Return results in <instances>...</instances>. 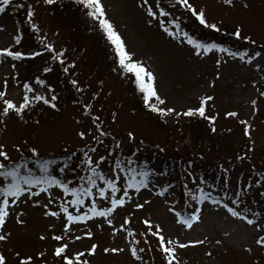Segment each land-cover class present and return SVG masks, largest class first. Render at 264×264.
Returning a JSON list of instances; mask_svg holds the SVG:
<instances>
[{"label": "rangeland", "instance_id": "1", "mask_svg": "<svg viewBox=\"0 0 264 264\" xmlns=\"http://www.w3.org/2000/svg\"><path fill=\"white\" fill-rule=\"evenodd\" d=\"M188 2L219 31L201 25L178 0H101L106 18L132 59L153 73L155 90L164 101L157 107L175 110L165 115L145 105L134 74L119 67L115 49L98 21L77 0H54L51 5L44 0H11L0 13V49L25 54L19 60L2 58L0 90L17 106L25 94L31 100L22 113L4 115L0 99V145L9 157L0 161L9 166L23 164L22 175L30 168L37 176L44 175L37 160L49 161L51 175L77 188L87 186L91 174L85 153L122 191L128 172L117 169V161L122 168L148 173V186L139 192L128 189L125 205L108 217L111 225L104 217L69 224L60 210L66 204L73 215L83 214L92 199L98 209L110 207V196L84 198L85 204L77 208L68 203L73 197L55 185L48 192L32 188L10 205L0 228V235L6 236L0 241V254L7 264H19L29 256L30 264H64L55 255L61 244H67L65 254L70 257L84 253L81 260L87 264H166L158 238L145 220L152 231L159 226L166 240L187 245H172L179 264H264V247L255 242L264 236V96H260L264 91V0ZM149 9L155 15H149ZM237 29L240 37L233 35ZM189 39L228 51L204 52ZM48 45L62 56L53 59ZM25 84L31 91L26 92ZM36 95L51 103L32 99ZM204 97H212L205 102L204 117L183 115L200 107ZM231 112L237 115H227ZM241 121L250 125V135H245ZM80 132L85 133L83 138ZM153 155L171 164L148 165ZM201 173L218 174L219 181L210 183L213 178L204 180ZM6 182L10 179L0 177V187ZM102 186L97 179L96 187ZM201 192L206 199H201ZM225 205L255 223L233 217ZM197 209L199 219L191 228L180 223ZM52 211L58 215L45 214ZM89 231L91 237L86 235ZM55 235L62 240L53 239ZM93 244L97 247L90 253ZM133 246L144 249L138 252L142 260L131 256ZM105 248L123 251L106 253Z\"/></svg>", "mask_w": 264, "mask_h": 264}, {"label": "snow or ice", "instance_id": "2", "mask_svg": "<svg viewBox=\"0 0 264 264\" xmlns=\"http://www.w3.org/2000/svg\"><path fill=\"white\" fill-rule=\"evenodd\" d=\"M78 3L82 4L85 8L88 9L87 15L92 17L94 20H97L99 23L100 29L105 33L108 41L111 43V45L115 49V54L118 58L119 67L127 73H132L135 76V82L137 85V88L139 91L143 94V101L147 107L151 109L152 112H157L160 115H165L166 113H172L175 110L172 108H161L157 107V104H163L164 101L161 99V97L157 94L155 87H154V75L151 71L147 70L140 62L134 61L132 59V54L126 50V46L124 44L123 39L119 35V33L115 30L113 24L106 18V14L103 8V5L101 4V0H77ZM232 0H224L225 4H231ZM11 3V0H0V13H3L6 9V6H9ZM45 4L51 5L54 3V0H44ZM178 3L183 5L185 8L191 11L192 15L199 21L201 25H204L205 27L216 29L219 31L218 27L214 23H208L205 19V13L203 11L197 12L196 9L193 8V6L188 2V0H178ZM33 13L31 11L28 12V16L31 17ZM149 15H155V13L152 12L151 9H149ZM161 15H166V13L161 10ZM33 27L35 28V24H33ZM179 28V25L176 26ZM165 31H169L167 28H165ZM185 37H187V33H184ZM233 35L240 37V31L237 29L236 32L233 33ZM188 42L194 46L196 49H202L204 52H209L213 49H216L220 52L228 51L227 49H224L222 47H219L216 44H202L198 43L192 39H189ZM16 43H19V37L16 38ZM47 48L49 51L53 52V59H58L60 56H62L61 53H55L54 49L51 45H48ZM229 55L236 56L239 55L238 53L229 52ZM25 54L20 51H14L10 50L9 48L5 47L3 49H0V62H3L2 58L5 57H11L14 60L21 59ZM29 55L35 56L38 55V53H30ZM240 59H245L243 55L240 56ZM61 64H63V60L60 61ZM248 62H251V57L248 58ZM219 63V61H217ZM15 67V65H13ZM66 72L68 71L67 68L64 69ZM45 71H48V69H45ZM6 81L4 82V87L6 88ZM71 83L75 86L77 84V81L73 80ZM24 88L27 91H31L29 86L27 84L24 85ZM79 91V89H78ZM6 92L4 90H0V99L3 101V114L7 115L10 111H14L17 114H20L23 112L25 108H27L31 100L27 94L23 97V102L17 106L11 99H5ZM260 96H264V91L260 92ZM34 100H43L45 104H50L51 102L48 99H45L42 96L36 95L32 97ZM52 100H55L56 97L53 96L51 98ZM155 100L156 103H151L150 101ZM212 97H204L201 100L200 107L196 109H188L187 112L183 113V115L186 116H192L198 114L201 117H204L205 115V102L207 100H211ZM253 108H255L256 100L253 99L251 101ZM51 107L55 108V104H51ZM176 115H180V113H176ZM229 116H236L237 114L235 112L227 113ZM209 120H214L215 117H207ZM98 119V117H97ZM241 123L245 124V135H250L249 128L250 125H248L247 121H241ZM213 131L215 129L213 128ZM101 135H105V133L101 132ZM79 135L83 138L85 136L84 132H80ZM131 135V134H129ZM3 145H0V157H2L4 160H8V154L2 150ZM32 153L36 154V149H31ZM104 157H100V160H103ZM88 166V171L91 173L86 178L87 186H84L81 184L79 188L77 187H70L67 183L62 182L61 180L57 179L55 176L51 175L49 173V161H39L37 160V166L41 173L44 175H34L32 170L29 168L27 169L26 174H21L22 169L26 166L23 164H12L11 166L6 165L2 161H0V177H3L6 182L4 183L3 187H0V228H3V226L6 223V218L9 216V210L10 205H15L18 200L27 192H30L32 188H39L42 192H48L49 188L53 185L59 187L62 189L64 194H70L73 199H71L68 203H70L73 206H76L79 208V206H82L85 204L84 198H92L95 195H98L102 199H108L109 196L110 199V207H104L102 209H98L97 203L95 199H92L91 206L88 208V211L81 214L79 211L75 215H73L68 210V206L66 204L60 205V210L64 213L67 222L69 224L76 223V222H83L87 221L88 219L92 217H104L109 225L112 224V220L108 217L111 213L114 212V210L118 206H124L126 203V199L129 197L128 189H133L136 192H139L141 187H147V176L148 173L146 171H140L136 172L134 169H124L121 167V162L117 161V169L121 171H127L128 172V178L124 181V188L123 191L120 187H118L117 183L114 181V179L107 178L98 167H94V161L91 157L85 153V161ZM129 164L134 163L133 161L129 160ZM139 177V179H137ZM81 180H85V177H81ZM97 179L100 181H103L102 187H96L97 185ZM122 191V195L117 196V193H120ZM201 199H206L207 197L204 195L203 192H201ZM38 203V201H37ZM49 203H51V200H49ZM213 203H218V201H213ZM45 208L48 207V205H44ZM137 208L142 207V205L137 204ZM226 208H228V212L233 216L237 217L243 220H246L249 225H253L255 222L252 219H248L247 216H244L241 212L234 210L233 208L228 207L225 205ZM199 209L196 210L190 217L184 218L180 220V223H182L185 227L191 228L192 223L194 221H197L199 219ZM52 216H57L58 213L55 211H52L50 213ZM22 222V221H18ZM125 224L128 223V219L125 218L124 221ZM144 223L149 226L148 230L151 232V234L158 238V245L161 250V252L165 256L166 264H179V261L176 258L175 251L176 247L184 248L187 245L183 243H177L171 239L166 240L164 235L162 234L161 230L159 229V226H156V230L152 231V225L150 221L145 220ZM65 227L67 228L68 225L66 224ZM115 231V229H114ZM87 236L91 237L92 233L89 231L86 233ZM129 235H132L131 232H129ZM61 235H55L53 239L56 241L62 240ZM6 239L5 235H0V241H3ZM43 239V237H41ZM76 239H80V237H76ZM258 245L261 247H264V236H258V238L255 241ZM189 243L192 244H199L202 243V241H190ZM175 245L176 247L172 246ZM67 244H61L60 246L56 247L55 249V255L57 257H61L64 261V264H87V261H82L81 257L84 255V253H76L74 257H70L69 255H66V249ZM97 245L93 244L91 248L89 249V252H94ZM104 251L107 253L109 251L113 253H117L120 251H123V249L119 248H105ZM144 249L133 246L130 248V254L132 257H134L136 260L140 261L142 260V257L138 255V252H143ZM40 255H43L42 253ZM32 257H26L24 259H21L19 261V264H30L32 261ZM0 264H7L6 257L3 254H0Z\"/></svg>", "mask_w": 264, "mask_h": 264}, {"label": "trees", "instance_id": "3", "mask_svg": "<svg viewBox=\"0 0 264 264\" xmlns=\"http://www.w3.org/2000/svg\"><path fill=\"white\" fill-rule=\"evenodd\" d=\"M150 161H148V165H155L156 167H159V166H162V165H167V164H171V162H166L164 161L163 159L159 158L157 155H153V156H150ZM130 166L124 168V169H128ZM157 169V168H156ZM201 177H203L204 180H207L208 177L210 178H213L212 181L210 183H213V182H218L219 181V178L217 177L218 174L214 177V175H210V176H207L206 173H201L200 175Z\"/></svg>", "mask_w": 264, "mask_h": 264}]
</instances>
